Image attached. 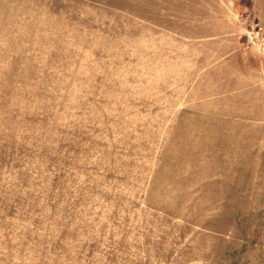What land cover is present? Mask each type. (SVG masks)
<instances>
[{
	"label": "rangeland",
	"instance_id": "rangeland-1",
	"mask_svg": "<svg viewBox=\"0 0 264 264\" xmlns=\"http://www.w3.org/2000/svg\"><path fill=\"white\" fill-rule=\"evenodd\" d=\"M0 264H264V0H0Z\"/></svg>",
	"mask_w": 264,
	"mask_h": 264
}]
</instances>
